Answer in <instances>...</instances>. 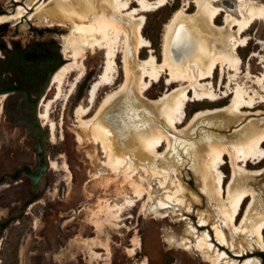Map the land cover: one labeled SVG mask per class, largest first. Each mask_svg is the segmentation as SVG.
<instances>
[{"label": "rangeland", "instance_id": "rangeland-1", "mask_svg": "<svg viewBox=\"0 0 264 264\" xmlns=\"http://www.w3.org/2000/svg\"><path fill=\"white\" fill-rule=\"evenodd\" d=\"M32 1L0 0V14L9 13L17 4L24 5V2H26L28 5ZM143 1L153 2L155 0ZM65 2L69 6V12L65 14L63 21H51L52 8L58 7L57 2L45 6L38 16L47 18L52 23H60L61 26L37 25L31 20H27V15L16 24L11 22L0 24L1 34L19 36L12 39L6 37V40L10 41L12 45V42L15 43L13 45L15 52L22 54L25 45L27 47L35 45V48L38 46L40 48L43 43H49L52 57L43 68L48 69L50 72L67 62L69 58L71 59V50L74 47L81 46L86 51L83 59L85 64L83 77L71 88L77 70L70 73L61 85L59 97L50 105V118L57 123L53 140H51L48 126L41 117H37L38 113L44 108L43 102L52 98L53 88L48 89L46 87L42 93L40 91V96L45 97L37 99L34 111L36 115L28 111L29 108L26 102L23 101L18 106L15 99L7 102L9 99L5 100V95L0 97V157L7 155L10 157V153L17 148L23 152H32V149L26 148L28 140H32V132L24 131L21 126L17 125L18 122L12 120L16 118L14 115H17V110L21 109L24 112L23 118L27 120L25 123H29L27 124L28 127L39 135V139L43 143L42 157L44 159L42 169L39 170L40 168H38L39 171L36 173L34 171L35 174L32 177L34 178V184L27 180L26 175H22L18 179L9 178L0 181V185H3L0 186V264H139L143 260L147 264H210L204 256V252L207 250L203 242L205 232L210 235L209 241L213 245L216 239L214 236L216 228L229 234L228 227L223 225L221 217L215 210L219 206L227 207L228 202H225L223 197L216 198L217 195L213 191L208 194L203 190L204 172L208 169L212 152L216 149V146H227L233 153L238 152L241 154L242 151L247 149L248 143L255 134V129L261 130L262 128L261 131L264 130V102L261 105L257 104L255 107L245 106L241 110H230L234 95L231 90H233L235 84L231 85V89L226 87V83L230 80L228 70L225 72L224 79L220 81L221 69L218 67L215 69L213 82L217 88H220L222 83L223 86L222 89L218 90V95L223 98L209 103L188 101L184 109L182 122L178 123L179 129L182 130H173L181 136H177L176 142H173L168 151L165 143H163L159 147L162 154L148 153L151 155L152 160H146L147 163L137 160L136 157L127 156V153H130L129 148L133 144L129 145V141L123 137V146L120 148L121 151L118 155V159L121 161V171L112 173L110 169L99 162V159L102 160L104 157L99 151V145L94 141V136L99 129L110 127L106 115L100 114L91 123L82 125L77 121L75 109L79 105L86 106L88 104L89 89L102 73L105 49L99 47V44L114 30L112 27H103L102 29L100 18L108 19L116 13L115 8L110 0H102L103 3L106 2L104 6L98 8L95 4L88 11H80L81 4L85 0H67ZM237 3V0L217 2V4L224 7L231 4L232 7H228V11L234 16L239 15ZM132 5L137 6V1L134 0ZM182 8L185 9V13L183 12L175 22L174 32L178 30L173 35H177L179 31H182L187 21L189 25H192L194 17L202 13V10L198 9L195 0H167L162 6L152 7L151 10L141 12L144 17L141 31L150 43L140 53L141 58L148 59L150 54L153 53L162 62L165 25ZM29 10L32 11L33 9ZM225 13L223 11L217 21L219 25L224 26ZM128 22H131V25H129L132 26L134 21L128 20ZM24 24L26 27H22ZM86 27H89L92 31L87 30ZM40 29L49 30L44 34L47 39L44 42H28L31 38V30L41 31ZM230 32V30H224L223 28V31H221L222 39L224 40V36L229 35ZM63 33H65V46L70 49L66 54V58L60 52V35ZM246 34L249 36V43L244 47L241 46L239 51L242 59L241 70L244 71L240 74L241 78L239 77V80L240 82H246L249 86L248 90H253V88L254 90H261L258 83L253 80L247 82L243 75L250 63L254 77L263 75L262 56H259V54L264 55V20L253 23ZM120 39H122L121 36ZM202 39L205 40V37H202ZM223 49L228 52L227 46H223ZM253 51L259 54L250 61L249 57ZM174 57H179V60H175ZM185 57H187L186 53L178 54L173 51L172 66L174 71L176 73H181L184 70L197 72V65L194 63L196 59L191 56L190 62ZM182 59H185L184 63L181 62ZM116 62L117 71L114 81L100 88L95 103L90 107L91 111L83 116L84 118L91 117L105 93L118 87L124 80L123 54L121 51H118ZM132 63L134 70L138 71L139 67L135 66V60H132ZM41 64H43V61H41ZM38 65V61L35 60L33 64H30L27 73L23 67L25 73L23 79L29 81L30 79L26 77H35L36 82H38V79L41 81L45 74L42 72L43 68ZM174 66L181 71H176L177 69ZM12 69L10 66L1 68V70L11 73ZM166 77H169L168 70L163 71L159 81L150 83V86L148 85L149 88L147 87L144 90V98L138 90V84L141 80L137 76L134 79L135 82H131L129 93L122 94L116 100L118 102L120 99L134 98L132 105L135 103V108H138L134 111V106H131L129 115L134 116V121H138L140 118V123H143V119L147 123L150 122L149 131L147 130L144 133L145 139L141 137L138 139L139 141H136L138 145L146 150H148L149 137H153L160 132H169L167 128H170V126L165 118V109L163 106L161 107V103L151 101L165 93L167 89L179 86V82L167 85ZM148 79L149 77H146V80ZM36 82L34 85L38 86ZM227 91H229V94ZM29 94H36V90H30ZM56 94L57 89H55ZM258 100L260 101L261 98L257 97L255 99V101ZM215 107H219V109L195 118L194 122L192 121L188 125L189 127L187 126L188 128L185 127L194 112L199 109ZM236 113L239 115H236ZM107 115L110 116V113L108 112ZM240 118L241 120H239ZM230 119L231 122H227ZM145 120L144 122H146ZM32 123L34 124L33 127L30 126ZM139 129L131 128L126 132L132 134L133 131H138L142 136L143 132ZM126 132L120 133V135ZM195 140H199L201 143L206 140L202 150L195 151L192 148L191 143ZM241 140L240 144L239 141ZM183 142L185 143L182 144ZM186 157L188 159H185ZM224 157L222 170L225 175L224 189H226L228 182L231 180L230 178H232L233 165L229 155ZM11 159L7 161L8 165L12 162ZM51 161H56L57 166L53 167ZM64 161L69 165L70 172L63 170L62 164ZM30 162L28 161V163ZM249 167L251 171L257 172L252 174L253 178L236 180L234 184L238 190L250 187L254 192V197L250 195L242 203L240 212L237 215L236 226H238V229L236 232L240 236L248 232L246 226L251 217L246 220V223L243 222V219H245L246 210L250 204H252V217L264 215V160L257 163L252 160L249 162ZM152 168H155L158 173L153 174ZM99 170L103 173L97 175ZM199 174H202V177ZM20 178L24 181L13 184ZM9 183H12L13 186L6 187ZM17 185L22 187L15 189L14 187ZM139 186L147 187L150 194L146 193L135 205L123 208L121 215L123 217L130 215V217L114 221L104 213V210L100 209L105 204L111 205L122 201L127 196H132L134 190ZM178 188L181 190L178 191L179 195L177 197L179 202L181 200L180 203H171L167 200L163 202L166 193ZM3 192L4 194H1ZM224 194L226 195V191ZM144 201H146V209L140 210ZM182 202L184 203L182 204ZM201 219L207 220L205 221L207 224H201ZM90 221H95L98 225H92ZM198 224L202 226H198ZM135 235L140 238L141 243L137 248V252L131 255L127 250L133 246L132 242ZM102 245H107L109 251L107 252L106 249L102 248ZM224 249L226 258L230 260L237 259L238 264H243L245 256L254 257V264H264V252L262 253V250L257 246L248 252H244V257L234 255L236 252L230 246Z\"/></svg>", "mask_w": 264, "mask_h": 264}, {"label": "bare ground", "instance_id": "bare-ground-1", "mask_svg": "<svg viewBox=\"0 0 264 264\" xmlns=\"http://www.w3.org/2000/svg\"><path fill=\"white\" fill-rule=\"evenodd\" d=\"M36 1L37 0H33L32 3L28 4L27 6L19 4L11 15L0 16L1 17L0 20L12 19L14 21H18L25 15H27L29 19L37 18L39 14H41V12L43 11V8L53 2H57L58 7L52 8L53 12L51 14L52 17L51 21H55V20L63 21V17L67 12H69L68 9L69 6H67V2H65L67 0H48L46 2L44 0L43 1L38 0L37 2ZM110 1L111 4L114 6L116 13L108 17V19L100 18L101 20L100 27L102 29L103 27L106 28L112 27L114 30L104 39L102 43L99 44V47L105 49L104 51L105 60L102 68V73L100 74L98 79H96L92 83V86L89 89L88 104L86 106L79 105L78 107H76L75 114L77 117V121L82 125H87L91 123L100 114L106 115L110 127L99 129V131H97V133L94 136V141L101 147L104 157L102 161L103 165L106 168L110 169L112 173H117L121 171L120 169L121 161H119L118 155L119 152L121 151L120 148L123 146L122 144L123 137L127 141H129V145L133 144L130 148L127 146L130 150V153L129 154L127 153V156L129 155L130 157L132 156L136 157L138 158L137 160H141L144 163H147L146 160L149 159L152 160L151 155L148 153L158 154V155L162 154V152L159 151V147L163 143H165L166 149L168 151V148L173 144V142H176L177 136H181L173 130L176 131L182 130L179 129L178 123L182 122V118L184 117V112H185L184 109L188 101L193 100L195 102L198 101L201 103H209L211 101L222 99L223 97L218 95V90L222 89L223 86L222 83L220 85L221 87L217 88L213 82V77L215 75L214 72L215 69L218 67H220L221 69L219 80L222 81L224 79L225 72L228 70L229 73L228 75L230 80L228 83H226L227 84L226 87L231 89L232 88L231 85L235 84V87L233 88V90H231L232 93H234V95L229 108L230 110H241L245 106L255 107L257 104L261 105L264 102V72L263 75L254 77L252 75V65L250 63L247 70L245 71V74L243 75V77H245L247 82L253 80L255 83H258L261 86V90L260 89L254 90V88L253 90H248L249 86L246 84V82H240L239 80L240 74L244 72L243 70H241V66H240L242 59L239 51L241 46L244 47L249 43V36H247L246 34L247 30L250 29L252 24L255 23L256 21L264 20V0H237L238 2L237 10L239 13V15L237 16L232 15L228 11L229 10L228 7H232L231 4L227 7L217 4V2L222 0H195L196 4L198 5V9L202 10V13H199L197 16L194 17V23L192 25L188 24L187 21L188 19H187L186 20L187 23H185V25L183 26L182 31L181 32L179 31V34L177 35H173L178 30L177 29L174 32V28H176L175 22L183 14L185 10L184 8L176 12L172 16V18L166 23L165 32L163 36V43H162L163 44L162 62H160L157 59L156 55L153 53L150 54L148 59H143L140 56V53L144 50V47L150 45L149 41L144 37L141 31V28L143 27L144 24V17L142 16L143 14L141 15V12L151 10L152 7L156 8L157 6L158 7L162 6L166 3L167 0H155L153 2H144L143 0H136L137 6L132 5L134 0H110ZM102 3H103L102 0H85V2L81 4L80 11H88V9L95 4L96 6H98V8L99 7L101 8L106 4V2H104L103 4ZM29 7H32L31 9L33 10L28 11ZM223 11L226 12L224 16V23H225L224 26L219 25L217 23ZM128 20L134 21L132 23V26H130L131 22L129 23ZM178 23L179 21L177 22V24ZM223 28L224 30L228 29L231 31L229 35L224 36L225 37L224 40L222 39L223 36L221 34ZM86 29L92 31V29H89V27H86ZM120 36L122 39H120ZM202 37H205V40L202 39ZM223 46L228 47V52H226V49L225 50L223 49ZM68 51H70V49L64 46L63 53L66 55ZM118 51H121L123 54L124 80L122 81V83H120L118 87L113 88L105 93V95L102 97L99 105L97 106L95 112L91 117L84 118L83 116H85L91 111L90 107L95 103L97 93L100 90V88L114 81L115 73L117 71L116 57ZM173 51H175L178 54L186 53L187 57L185 58L189 60L191 59V56H193L196 59V61L193 62L196 63L197 65V72L182 70L183 72L176 73L172 66ZM85 54L86 51L83 47L81 46L74 47L73 50H71V59L69 58L67 62L62 64L56 70V72L53 73L52 82L53 84H55V87L57 89V94L55 95V98L47 102L46 105L47 109L46 111L44 110L45 113L43 114V118L48 117L49 115L48 108H50L49 105L59 97L61 91V85L64 82L65 78L74 70H77V74L71 86V88H73L76 82L83 77L85 71V64L83 59ZM258 54L259 53H256L254 51L251 52L249 57L250 61L254 56L256 55L258 56ZM259 56H262L261 62L264 68V55L259 54ZM174 59L179 60V57H174ZM132 60L133 61L135 60V66L139 67L138 71L134 70ZM184 60L182 59L181 62L184 63ZM185 66L186 64L184 65V67ZM174 68L176 67L174 66ZM166 70H168L169 72V77L168 78L166 77L167 78L166 84L171 85L174 82H179L180 84L177 87H172L167 89L165 93H163L156 99H152L151 101L161 103V107L163 106V108L165 109L164 110L165 118L170 128H167L168 129L167 131L169 132H160L159 134H156L153 137L152 136L149 137V141L147 142L148 150H146L140 145H138L136 141L141 137L145 139L144 133L150 128L151 126L149 124L150 122L148 121L147 123V121L143 119V123H140L141 122L139 121L141 120L140 118L138 120L139 122L134 121V116L129 115V112L131 113L130 107L135 105V103L134 105H132L134 102L133 100L134 98L120 99L118 102H116V100L122 94L126 92L129 93L131 82L132 81L135 82L134 79L137 76L141 80V82L138 84V90L142 95V97L145 98L144 90L148 87L150 83L159 81L163 71ZM176 71L180 72L181 70L177 69ZM137 72L138 75L136 76ZM146 77H149V79L146 80ZM252 91L253 93H251ZM227 92L229 94V91ZM257 97L261 98V100L255 101ZM134 108L135 106L133 107V110L135 111L136 108L138 107H136L135 109ZM218 109L219 107L197 110L191 116L189 122L185 125V127H187L195 118L204 114L217 111ZM142 110H144V108ZM108 112L110 113V116L107 115ZM237 114L238 113H236V115ZM144 120L146 122H144ZM239 120H241V118ZM50 122H51L50 123L51 130H54V128H56L55 123L54 121H50ZM227 122L230 123L231 119L230 121ZM140 126H142L140 128L141 130L139 129ZM109 128H111L112 130ZM131 128L139 129L140 131H142L143 132L142 136H140L141 134H139L138 131H133L132 134H128L126 131L130 130ZM152 130L154 129L152 128ZM258 130L255 129V134L253 135L250 143H248L247 149L245 151H242L241 154H239L238 152L233 153L227 146H220V147L216 146V149L213 150L212 152V159L210 158L211 160L207 171L205 172L203 171L205 173L203 190L208 194L209 192L211 193V191H213V193L217 195L216 198L223 197L224 201L228 202L227 207L219 206L215 210L218 212V215L221 217L223 225L228 227L229 234H226L227 232H222L221 229L216 228L214 235L216 239H215V244L213 245L212 242L209 241L210 235H208L205 232V238L203 239L204 240L203 242L207 250L204 252V256L206 260L210 262V264H238L237 259L230 260L226 258L227 256L224 248H228L229 246L232 247L236 252V254L234 255L242 256V257H244L243 254L244 252H248L256 246L262 250V253L264 252V232H263L264 215L252 217V213H253L252 204H250L249 207L247 208L246 215L244 217L245 219H243L244 220L243 222L246 223L247 222L246 220L249 217H251L250 220L248 219L249 223L246 226L248 227V232L247 233L244 232L245 235L243 234L242 236H240L239 233L236 232L238 229V226H236L237 215L240 212L241 205L250 195L254 197V192L250 187H244L238 190V188L235 187L234 184L236 180H242L243 178H245V180L251 179L253 178L252 174L257 173L256 171H251V168L249 167L250 161L253 160L257 163L259 161L264 160V147H263L264 130L261 131L262 128L261 130L259 131ZM123 132L126 133L120 135V133ZM205 141L201 143L199 142V140H195L194 142L191 143V146L193 149H195V151L202 150L204 145L206 144ZM239 142L241 144L242 140ZM184 143L185 142H183L182 144ZM187 145L188 144H186V146ZM225 155H229L231 157L230 161L232 162L233 165L232 178H230L231 180L230 182H228L226 189H224L223 183H224L225 175L222 170V164L224 163ZM185 159L188 158L186 157ZM52 166L53 167L57 166L56 161L52 162ZM63 167L65 170L67 171L69 170V165L67 164V162H64ZM151 171L153 172V174L158 173L155 168H152ZM101 173L102 171L99 170L97 172V175ZM241 183H243V181H241ZM179 190L180 189L178 188L176 190H171L170 192L166 193L165 197L163 198V202L164 200H167L171 203H178L179 201L177 200V197L179 195L178 194ZM225 191H226V195L224 194ZM146 193L150 194V190L147 187L139 186L137 187V189L134 190L132 196H127L122 201L113 203L111 205L105 204L100 209L104 210V213L106 215H109L110 219L114 221L121 220L123 218H128L130 217V215L127 217H123L121 215L123 208L127 206L135 205V203L140 199H142ZM183 203L184 202H182V204ZM145 209H146V201L143 202L142 209L140 210H145ZM200 221L202 222L201 224L203 225L207 224L205 222L207 220L205 219H201ZM95 224L98 225L97 222ZM201 224H198V226H200ZM140 243H141L140 238L135 235L133 237V242H132L133 246L129 247L127 250L129 251V254L131 255L135 254L137 252V248L140 246ZM105 249L107 250V252L109 251V247H107V245L105 246ZM139 264H147V263L145 260H143ZM243 264H254V257L245 256L243 260Z\"/></svg>", "mask_w": 264, "mask_h": 264}, {"label": "flooded vegetation", "instance_id": "flooded-vegetation-1", "mask_svg": "<svg viewBox=\"0 0 264 264\" xmlns=\"http://www.w3.org/2000/svg\"><path fill=\"white\" fill-rule=\"evenodd\" d=\"M10 1V0H9ZM16 2H18V0H14ZM24 5L27 6V3L24 2ZM18 6V4H17ZM16 6V7H17ZM16 7L11 10L9 13H3L0 14V16L3 15H11ZM32 7L28 8L31 9ZM26 16V15H25ZM24 17V16H23ZM22 17V18H23ZM22 18L18 21H14L12 19H7V20H0V24L6 23V22H11L13 24H16L18 22H20L22 20ZM1 19V17H0ZM27 20H31L33 23L37 24V25H41V24H45L47 26H61L60 23H52L49 22V20L47 18H34V19H29L28 17H26ZM22 27H26V25H22ZM41 30V29H40ZM46 32H49V30H31V35H30V39L28 40V42L33 43L34 41H42L44 42L47 37L44 35ZM6 37L9 38H18L19 36L17 35H7V34H1V29H0V97L2 95H5V100L9 99L7 102L11 101V99H15V103L16 105L20 106L21 103L26 102L28 105V111L30 113H32L33 115L35 114V107L37 105V99L39 98H44L45 96H40V94L44 91V89L47 87L48 89L53 88L54 92L52 95V98L48 99L46 102H43V110L41 112L38 113L37 117H41L44 121V123L48 126L49 130H50V134H51V140L54 139L55 137V133L54 130H51V126H50V121H54L50 118V108H48L49 110V115L47 118H43V114L46 111V105L47 102L50 101L51 99L55 98V84H53L52 82V76L53 73L61 66L57 67L54 71L50 72L47 70H45V68H43L45 66V64L48 63V61L50 60V58L52 57V52L50 49V45L49 43H43L41 45V47L39 48V46L37 48H35V45H31L30 47H27L25 45V50L24 52L21 54L19 52H15L14 51V42L13 45L10 43V41L6 40ZM23 37V36H22ZM60 52L63 55L64 58H66V55L63 53V47L65 46V33L60 35ZM5 43V44H3ZM37 60L38 61V66L42 67L43 69V73L45 74V76H43L42 80L38 82L35 81V77H26L28 79H30L29 81L23 79L25 77H23L25 75L23 67L26 69V73L27 71H29V67L30 64ZM41 61H43V64L40 65ZM47 61V62H45ZM12 67V73L8 72L6 70H1V68H7V67ZM22 68V69H20ZM29 76V75H27ZM35 81L38 86H35L33 82ZM36 87V88H35ZM30 90H36V94H29ZM41 91V93H40ZM56 100V99H55ZM54 100V101H55ZM51 105V104H50ZM49 105V107H50ZM45 110V111H44ZM24 112H22L21 109L17 110V115L15 114L14 116H16L15 119H12L15 122H18L19 126H21L24 131H30L32 132V140H28V146L26 148H30L32 149V152L26 151L23 152L22 150H18L15 149L10 153V157L4 156V157H0V181H4L6 179H11V178H16L18 179L20 176L22 175H26V177L28 178L27 180L31 181L32 184H34V174L36 172H38L39 170L42 169L43 165H44V159L42 157L43 154V143L41 142V139H39V135L37 133H35L34 131H31L30 127H28L27 124L29 123H25L27 122V120H25L23 118V114ZM18 116V117H17ZM23 118V119H22ZM25 123V125H23ZM55 123V127L57 126V123L54 121ZM33 123L30 124V126L33 127ZM53 132V134H52ZM31 137V136H30ZM97 144V143H96ZM18 147V146H17ZM99 151L102 153L101 147L99 145ZM34 153V154H33ZM33 154V155H32ZM103 155V153H102ZM10 158H12V162H10V164H7V161L10 160ZM28 161H31L30 163H28ZM103 159H99V162L101 164ZM53 162V161H52ZM51 162V165H52ZM65 162V161H64ZM64 162L62 164V168L64 171L69 172L70 169L67 171L64 169L63 165ZM38 168H40L38 170ZM35 171V173H34ZM103 173V172H102ZM101 173V174H102ZM24 181V179L20 178L18 181H15L13 184H18L19 182ZM48 181V180H47ZM12 183H9L6 185V187L8 186H13ZM48 185V184H46ZM3 186V185H0ZM22 187L21 185H17L16 187H14L15 189ZM1 190V188H0ZM1 194H4L1 193ZM92 225H95V221H90ZM102 248L105 249V246L102 245Z\"/></svg>", "mask_w": 264, "mask_h": 264}, {"label": "trees", "instance_id": "trees-1", "mask_svg": "<svg viewBox=\"0 0 264 264\" xmlns=\"http://www.w3.org/2000/svg\"><path fill=\"white\" fill-rule=\"evenodd\" d=\"M261 255L263 256V254L261 253Z\"/></svg>", "mask_w": 264, "mask_h": 264}]
</instances>
